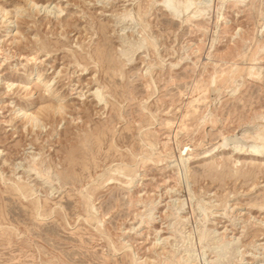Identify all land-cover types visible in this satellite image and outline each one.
Returning <instances> with one entry per match:
<instances>
[{"label": "rangeland", "instance_id": "rangeland-1", "mask_svg": "<svg viewBox=\"0 0 264 264\" xmlns=\"http://www.w3.org/2000/svg\"><path fill=\"white\" fill-rule=\"evenodd\" d=\"M191 1L0 0V264H264V0Z\"/></svg>", "mask_w": 264, "mask_h": 264}, {"label": "bare ground", "instance_id": "bare-ground-1", "mask_svg": "<svg viewBox=\"0 0 264 264\" xmlns=\"http://www.w3.org/2000/svg\"><path fill=\"white\" fill-rule=\"evenodd\" d=\"M163 5L162 7L169 10L171 12V14H173L174 16L176 17H179V13H186L190 7H191V4H193V2L191 0L187 1L184 5H183V10L180 11V3L177 2V1H174V0H164V2H162ZM0 12L1 14H3L4 16H7L9 14V11L4 9V8H1L0 9ZM172 15V16H173ZM193 18V17H191ZM187 20V19H186ZM10 22V21H9ZM37 43V42H36ZM35 43V44H36ZM38 44V43H37ZM41 43H39L40 45ZM42 45V44H41ZM41 48V47H40ZM44 48V47H42ZM263 49V48H262ZM236 71V70H235ZM250 73V71H248ZM235 73V72H234ZM240 75V74H239ZM246 75V74H245ZM248 75V73H247ZM237 76V75H236ZM235 76V77H236ZM251 76V75H250ZM237 79V78H235ZM39 83V82H38ZM37 83V84H38ZM49 84V83H48ZM12 85V84H11ZM47 83H45V92H47L46 94H48V85ZM205 92V91H204ZM51 93V92H50ZM44 95V93H43ZM47 96V95H46ZM96 98L98 99L99 98V95H95ZM55 96H53L52 98H54ZM101 97V96H100ZM102 98V97H101ZM49 99H51L49 97ZM200 99V98H199ZM201 99H203L201 97ZM198 100V99H197ZM99 101V100H98ZM195 101V100H194ZM60 107V106H59ZM58 107V108H59ZM19 112V111H18ZM21 112V111H20ZM19 112V113H20ZM26 115V118L29 117L30 121L34 122V121H37V117H35L34 115H31V114H26L24 113L22 116H25ZM28 119V118H27ZM39 124V123H38ZM36 125V124H35ZM34 126V125H33ZM33 128V127H32ZM255 132V131H254ZM246 136V135H245ZM247 138H250L252 139V144L248 145L246 148H244L243 150H239L237 149L236 145L234 147H232L231 151L229 152L231 156H235V155H243V156H246V157H249V159H257L258 160V164H257V167H261V166H264V133H257V134H254V136L251 137L247 135ZM237 142V141H236ZM214 148V147H213ZM214 149L213 150H210L208 152H206L205 156H201L203 159H213V153ZM228 156V155H227ZM181 157V156H180ZM189 155H185L184 157L182 156L180 158V161L182 162L183 166L186 162L189 161ZM227 160V159H226ZM179 162V161H178ZM19 190V189H18ZM113 249V248H112Z\"/></svg>", "mask_w": 264, "mask_h": 264}]
</instances>
